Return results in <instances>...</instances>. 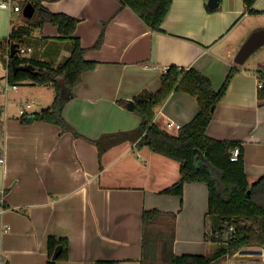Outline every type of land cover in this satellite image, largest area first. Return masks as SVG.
<instances>
[{
	"label": "crops",
	"instance_id": "0c3cea01",
	"mask_svg": "<svg viewBox=\"0 0 264 264\" xmlns=\"http://www.w3.org/2000/svg\"><path fill=\"white\" fill-rule=\"evenodd\" d=\"M171 1L160 32L151 31L129 8L121 9L118 0L42 1L48 11L79 20L75 37L86 49L85 59L97 63L83 73L74 99L63 109L66 123L86 139L44 122H8L0 151V264H46L49 237L68 242L67 260L56 264H143V211L159 213L152 225L170 222L174 256L212 254L214 244L204 240L210 227L205 184H185L181 196L164 195L180 178L177 162L127 141L99 155L91 143L138 127L140 118L127 103L155 93L163 67L194 68L215 91L236 70L206 136L240 143L249 184L264 176V105L257 98L258 72L264 73V0L255 1L254 13L242 0H219L213 12L207 11L208 0ZM12 14L0 9V51L12 27L26 26L13 23ZM19 19H25L23 13ZM254 35L252 49L238 58ZM25 38L37 43V53L27 45L33 58L54 68L71 54L73 42L59 39L48 23ZM9 102L22 104L0 98L4 107ZM197 112L193 97L173 93L153 121L175 134L167 124L183 126ZM263 253L262 248L245 249L222 264H264Z\"/></svg>",
	"mask_w": 264,
	"mask_h": 264
},
{
	"label": "trees",
	"instance_id": "16d2710c",
	"mask_svg": "<svg viewBox=\"0 0 264 264\" xmlns=\"http://www.w3.org/2000/svg\"><path fill=\"white\" fill-rule=\"evenodd\" d=\"M43 0H23L22 11L30 5L38 19L31 26L12 27L5 44L21 47L23 37L36 27L48 23L57 28L59 39L73 42L71 54L57 67L33 57L19 56L17 52L7 60L1 55L6 70V83L14 85H48L53 87L55 96L52 104L40 111L26 112L20 117L21 125L44 122L60 129V133L70 132L75 138H84L78 134L63 118L65 105L74 99V89L81 83L82 75L92 71L96 62L87 61L86 49L81 47L75 31L79 20L63 13H52L45 9ZM256 0H242L245 10L254 13L252 6ZM120 8H129L153 32H160L161 25L171 7V0H118ZM208 12H213L207 6ZM102 35L95 46L99 45ZM1 45V44H0ZM236 70L229 71L223 85L213 90L210 80L194 68L183 69L169 66L162 71L160 85L155 93H142L133 98V112L139 116L137 128L130 131L102 135L91 141L98 154L122 143H135L138 147H147L151 152L162 155L179 164V180L164 189V195L181 196L185 184L202 183L207 187L208 209L206 221H210L204 240L214 244L210 255L174 256L167 245L151 253L150 264H222L226 257L233 256L245 249L262 248L264 250V176L249 184L244 173L243 150L239 142L217 141L206 136V130L213 119L215 107L224 97L231 78ZM257 98L264 105V73L258 72ZM173 93H186L193 97L198 106L197 114L187 124L181 126L175 134L160 129L154 123L156 111ZM125 106L124 102L118 101ZM240 147L238 162L229 160L230 151ZM159 215L157 211H143L142 223L151 224ZM230 228L232 230L230 231ZM162 242V240H160ZM160 242V244H161ZM172 242V241H171ZM57 246L60 253L52 260ZM146 248L142 241V263ZM264 254V253H263ZM68 258V242L64 238L49 237L47 240L46 264H56ZM94 264H120L118 261L99 260Z\"/></svg>",
	"mask_w": 264,
	"mask_h": 264
},
{
	"label": "rangeland",
	"instance_id": "374dc122",
	"mask_svg": "<svg viewBox=\"0 0 264 264\" xmlns=\"http://www.w3.org/2000/svg\"><path fill=\"white\" fill-rule=\"evenodd\" d=\"M21 13L22 12H13V23L21 22L23 25L31 26L34 25V22L38 19V15L35 13L33 18L29 20L27 24H25V19L22 21L19 19ZM34 30H37V28L33 27V31ZM29 44H32V46L35 47L37 53V43L31 38L30 40L27 38L23 39L21 47L26 48ZM1 55L2 53L0 52V59ZM26 56L34 57V53H27ZM5 76L6 70L4 69V66L0 60V98H5L6 96L8 100L17 99L18 101L19 99H21L22 104L17 105L15 102H9V105H7L6 107L0 105V151L2 150L3 146V130H6L8 128L9 121H17L21 117L18 114L19 107H22L26 103L25 101L28 100V102L31 103V108L27 111L28 113L40 111L43 108L49 107L52 104L55 96L53 87H49L48 85H39L33 87H31L30 85H21L19 86V88L17 87V92H13L12 86L8 85L5 82ZM4 88H6V92L2 91L4 90ZM206 223L209 225L210 221H207ZM152 224L153 223L146 224L145 228L143 229V236L146 244L143 255L144 264H150L151 253L153 251L163 249L162 244L167 245L168 249L171 244L172 232L169 226L170 222L166 223L165 220H159L155 225ZM166 224L168 225L166 226ZM160 240H162V242ZM156 264H160V262L158 261Z\"/></svg>",
	"mask_w": 264,
	"mask_h": 264
},
{
	"label": "built area",
	"instance_id": "2783aa9c",
	"mask_svg": "<svg viewBox=\"0 0 264 264\" xmlns=\"http://www.w3.org/2000/svg\"><path fill=\"white\" fill-rule=\"evenodd\" d=\"M23 0H0V9L7 11V12H21L22 11V3ZM17 54L19 56H26L27 53L31 52V48L26 47H17ZM3 56L5 57V59L7 60L8 56L10 55V44H4L3 46V50H2ZM168 67H163L162 71H166L168 70ZM18 87V85H14L12 86L13 90H16ZM258 87H261V85L259 84ZM31 108V103L30 102H26L22 107H19L18 110V114L20 116H23L29 109ZM181 126L178 124H174L173 122H169L167 124V128L168 129H176L178 130ZM241 155V151H240V147H235L230 151V157L229 160L231 162H238L239 158ZM3 160L2 158H0V163H2ZM3 203V198H2V192H0V205H2ZM7 226H5L4 231H7ZM232 230V228H230V231Z\"/></svg>",
	"mask_w": 264,
	"mask_h": 264
},
{
	"label": "water",
	"instance_id": "95a60500",
	"mask_svg": "<svg viewBox=\"0 0 264 264\" xmlns=\"http://www.w3.org/2000/svg\"><path fill=\"white\" fill-rule=\"evenodd\" d=\"M218 2L219 0H208L207 1V6L210 8V9H215L217 6H218ZM23 16L24 17H27V18H30L33 14V9L30 5H27L24 7L23 11ZM257 39V35H254L250 38V40L247 41V43L243 46V48L241 49V51L239 52L238 54V58H242L250 49H252V44L254 43V40ZM17 51V46L15 45H11L10 46V55H13L15 52ZM238 60V59H237ZM134 102H128L127 103V109L129 111H133L134 110ZM60 250H61V247L60 246H57L54 253H53V256H52V260H55L57 258V256L59 255L60 253Z\"/></svg>",
	"mask_w": 264,
	"mask_h": 264
}]
</instances>
